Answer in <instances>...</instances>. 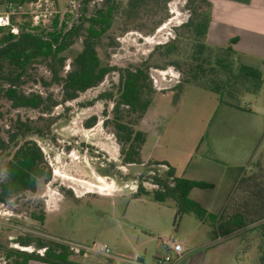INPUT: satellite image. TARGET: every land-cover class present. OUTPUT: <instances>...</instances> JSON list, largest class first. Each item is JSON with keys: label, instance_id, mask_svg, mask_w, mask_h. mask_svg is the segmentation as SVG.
<instances>
[{"label": "rangeland", "instance_id": "374dc122", "mask_svg": "<svg viewBox=\"0 0 264 264\" xmlns=\"http://www.w3.org/2000/svg\"><path fill=\"white\" fill-rule=\"evenodd\" d=\"M79 1L28 0L25 2V14L0 19V27H4L0 31V38L8 31L18 33L22 27L29 25L32 28H46L57 18L70 25L78 17ZM189 1L172 0L167 6L166 20L158 29L157 23L165 17V13L159 10H146L135 21H129L132 28L127 32L123 31L124 20L119 21L111 32L118 46L101 48V62L126 68L146 60L156 47L172 41L176 36L175 30L188 21L191 15V9L187 6ZM192 1L193 10H207L204 0ZM93 7L92 4L90 9L93 10ZM81 50L80 42L63 54L69 58L68 64ZM37 69L39 78H50L45 67L37 66ZM161 73L171 75L173 82L170 88L177 84L176 79H182L178 70L166 67L153 68L152 81L156 79L163 83L164 76ZM169 76L165 78L169 80ZM118 81V73H113L99 87L82 94L78 100L58 106L50 115H43L45 121L39 123L38 127L44 136H33L31 140L44 153L52 169V179L39 183L34 193L27 192L6 204H0V243L26 251L17 242L20 238L49 239L53 236L81 246L106 245L112 257L135 261V256L140 255L146 261H153L157 256H165L168 247L175 242L183 246L184 257H188L190 264H261L260 240L253 231L254 226L221 237L194 215H187L174 227L176 208L173 202L162 205L148 197L134 199L140 182L146 190L152 191L156 186L148 179L154 173L162 175L166 170L148 164L131 167L121 165L120 146L112 131L104 126L105 112L109 114L113 105L97 100L100 94L113 89ZM189 89L180 105L169 113L171 98L157 91L145 117L148 123L160 118L164 125L168 124V128L160 136L151 132L147 152L150 148L152 152L156 151L157 160H169L178 177L188 180L196 178L198 182L212 185L209 189H196L190 199L211 214L218 215L227 202L225 197L234 191L235 183L232 186L219 185L214 190L218 180L212 175L196 173V170L201 159L212 158L210 139L218 125L217 120L223 115L222 109L225 111L230 108H226L219 97L211 92L193 86ZM24 90L27 93L45 92L41 85L33 83ZM49 91L57 98L61 97L60 88L51 87ZM252 101L253 96L248 95L242 105L248 106ZM1 107L6 113L5 119L0 121L3 129H7L10 120L18 116L31 121H38L41 117L34 110H12L10 103L4 100H1ZM158 110L162 113L159 114ZM93 117L97 118V124L87 129L85 123ZM146 127L144 122L143 129L141 126L140 129L146 132ZM5 164L0 154V171L4 170ZM258 165L264 168V146L253 159L250 172ZM204 167L206 165L203 164L199 169ZM229 171L233 173V170ZM230 177L235 179V173L234 177ZM218 195V202H214ZM42 215L45 216L44 222L39 220ZM29 249L26 252L37 251L34 247ZM79 259L80 256L73 257L74 261ZM88 262L119 264L116 259L94 253ZM0 264H4L2 255Z\"/></svg>", "mask_w": 264, "mask_h": 264}, {"label": "trees", "instance_id": "16d2710c", "mask_svg": "<svg viewBox=\"0 0 264 264\" xmlns=\"http://www.w3.org/2000/svg\"><path fill=\"white\" fill-rule=\"evenodd\" d=\"M26 1L20 0L22 3ZM171 1L83 0L77 11L78 17L70 25L57 18L46 28L29 25L18 33H3L0 38V121L6 115L1 100L9 102L12 110H34L41 117L38 121H31L18 116L10 120L7 129L0 126V154L6 162L4 170L0 171V204L27 192L34 193L39 183L52 179V169L44 153L31 140L33 136H44L38 127L45 121L43 115H50L58 106L78 100L82 94L99 87L108 76L118 73V83L100 94L97 100L113 105L109 114L105 112L104 126L112 131L120 146L121 165L148 164L166 170L162 175L154 173L148 179L156 189L148 191L140 182L133 197H148L162 205L173 202L176 208L174 227L187 215H194L221 237L254 226L253 231L260 240V262L264 264V168L261 165L240 179L223 211L214 215L190 199L194 189H209L212 185L178 177L167 162L146 163L143 156L148 135L140 125L158 93L151 78L153 68L173 67L182 75L174 87L160 92L171 98L167 113L176 108L188 86L211 92L222 104L239 110H246L242 105L246 96L259 95L264 86V73L239 64L232 47L220 48L208 42L210 2L204 0L207 10L198 12L191 8L193 1L190 0L187 6L191 15L175 30V38L156 47L141 63L118 68L101 62V48L118 46L111 32L119 21L124 20L123 31L127 32L132 28L129 21H135L146 10H159L165 13V17L157 23L158 29L166 20L167 6ZM92 4L93 10L90 9ZM3 30L4 27H0V31ZM80 42L82 50L68 64L69 58L63 54ZM37 66L45 67L50 78H39ZM31 83L41 85L45 92L27 93L24 88ZM51 87L61 89L60 98L49 91ZM96 124L97 118L93 117L85 127L91 129ZM39 220L44 222L45 216H40ZM17 242L21 247H34L37 251L29 253L0 243L4 264H79L73 260L75 254L70 247L57 238H20Z\"/></svg>", "mask_w": 264, "mask_h": 264}, {"label": "crops", "instance_id": "0c3cea01", "mask_svg": "<svg viewBox=\"0 0 264 264\" xmlns=\"http://www.w3.org/2000/svg\"><path fill=\"white\" fill-rule=\"evenodd\" d=\"M208 1L211 4V24L208 42L220 48L232 47L237 53V62L239 64L259 69L264 73V0ZM233 42L234 44H232ZM190 87L192 86L185 88L182 97L184 94L186 96ZM181 99L178 106L182 101ZM253 100V103L243 106L246 110H239L229 106L226 108L230 109H225V111L222 109L223 115L217 120L218 125L210 139L213 150L212 158L201 159L198 163L196 173L212 175L218 180L214 184V190H217L219 185H222V187L225 185L232 186L235 183L234 190L240 179L250 173L253 159L264 146V86L259 95L253 96ZM218 110H221V107H218ZM158 113L160 114L162 111L158 110ZM144 122L147 125L145 133L148 135L143 151L145 161L167 162L170 165L171 162L169 160H157L156 151L152 152L149 148V152H147L152 135L151 132L160 136L161 132H166L168 124L164 125L160 118L148 123L145 117L140 125L142 129ZM203 164L206 167L199 169ZM229 169L233 170V173ZM234 173L235 179H232L230 176L234 177ZM189 179L198 181L196 178ZM195 190L191 192L190 196L194 194ZM232 193L230 196H226L227 198L225 197L226 200H224L228 202ZM219 198V195L215 197L214 202H218ZM227 202H225L223 209ZM90 258L91 256H80V261L75 260V262L91 264L88 262ZM135 258V261L122 257L109 259H116L119 264H155L157 259L146 261L140 255H136ZM31 264L44 263L32 262ZM179 264H190L188 263V257H183Z\"/></svg>", "mask_w": 264, "mask_h": 264}, {"label": "built area", "instance_id": "2783aa9c", "mask_svg": "<svg viewBox=\"0 0 264 264\" xmlns=\"http://www.w3.org/2000/svg\"><path fill=\"white\" fill-rule=\"evenodd\" d=\"M31 6L32 3H31ZM25 14V3L20 2V0H0V19L5 18L9 19L11 17H17ZM38 18V16H37ZM68 68V67H67ZM69 69V68H68ZM163 77V81L166 83H159L158 80L154 79L153 81V87L156 91L162 92L167 89H169L171 86V83L173 82V79L171 75L169 76L168 74H160ZM169 76V80L166 79L165 77ZM153 80V76H152ZM180 79H176V83H179ZM66 243L71 251L77 256L81 257H88L91 256L92 253L102 255L107 258H112L111 252L109 248L106 245H101V244H94L92 247H87V246H81L75 243H71L68 241H64ZM41 254H43V251H40ZM184 257V249L183 246L172 242L168 252L166 253L165 256L159 257L156 259L155 264H179L182 258Z\"/></svg>", "mask_w": 264, "mask_h": 264}, {"label": "water", "instance_id": "95a60500", "mask_svg": "<svg viewBox=\"0 0 264 264\" xmlns=\"http://www.w3.org/2000/svg\"><path fill=\"white\" fill-rule=\"evenodd\" d=\"M82 2H83V0H80V1H79V5H78V9H77V11L79 10L80 5H81Z\"/></svg>", "mask_w": 264, "mask_h": 264}, {"label": "bare ground", "instance_id": "6f19581e", "mask_svg": "<svg viewBox=\"0 0 264 264\" xmlns=\"http://www.w3.org/2000/svg\"><path fill=\"white\" fill-rule=\"evenodd\" d=\"M106 195H110V194H106ZM26 251L30 250L29 248H25Z\"/></svg>", "mask_w": 264, "mask_h": 264}]
</instances>
